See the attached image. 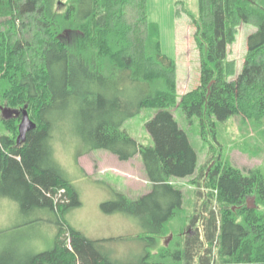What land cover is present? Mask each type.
Segmentation results:
<instances>
[{
  "label": "trees",
  "instance_id": "16d2710c",
  "mask_svg": "<svg viewBox=\"0 0 264 264\" xmlns=\"http://www.w3.org/2000/svg\"><path fill=\"white\" fill-rule=\"evenodd\" d=\"M176 6L175 17L184 13L195 26L201 55L200 85L179 103L177 65L163 53L148 0H0V104L20 111L2 120L8 133L0 137V192L24 213L54 215L58 229L54 248L30 264H115L103 240L88 239L64 219L81 205L54 157V136L67 129L82 135L84 154L106 150L120 162L140 159L150 193L137 200L117 194L102 204L140 219L145 248L137 264H264V173L244 174L215 147L198 168L173 113L179 107L190 123L198 119L203 139L218 136L232 116L264 119V0H199V17L184 2ZM242 24L255 31L243 71L230 80L237 65L228 47ZM25 108L36 128L18 143ZM145 109L158 110L147 123L151 146L123 129ZM183 178L196 188L189 217L195 233L159 248L183 210V191L174 184ZM251 196L255 208H248Z\"/></svg>",
  "mask_w": 264,
  "mask_h": 264
},
{
  "label": "rangeland",
  "instance_id": "374dc122",
  "mask_svg": "<svg viewBox=\"0 0 264 264\" xmlns=\"http://www.w3.org/2000/svg\"><path fill=\"white\" fill-rule=\"evenodd\" d=\"M177 2H184V6L199 17V0H148V16L150 22L160 27L163 53L176 62L179 103L183 95L200 85L201 55L196 43V28L191 19L184 13L175 17ZM254 31L252 25L242 24L235 42L228 47V58L236 61L237 65L236 74L230 80L236 79L243 71L248 38ZM157 112L156 109H145L127 120L123 129L139 143L151 146L154 141L147 123ZM173 113L197 153L198 168L206 163L211 148L215 147L223 150L222 157L244 174L252 170L264 173V119L232 116L219 125L217 141L214 134L203 139L199 120L194 119L190 123L181 108L173 109ZM2 120L8 121L0 111V137L8 133ZM20 123L21 120L18 127ZM53 147L55 160L81 201L79 207L68 210L64 219L88 239L103 240L101 249L110 255L113 263H139L145 248L139 240L145 231L140 219L121 211L107 212L102 209V204L116 200L117 194L137 200L151 191L152 186L147 182L140 159L136 157L129 163L113 161L114 155L106 150L84 154L86 143L82 135L73 129L57 131ZM191 180L183 178L174 181L183 191L184 206L170 221L168 232L159 240V248L182 242L184 236L177 237L178 241L175 242V235L188 234L196 191ZM246 202L248 208H255L254 196L248 197ZM55 220L54 215L39 210L24 213L18 202L0 192V264H30L34 256L52 250L58 230L53 223ZM149 236L154 237L153 234ZM154 250L156 253L159 251L158 248Z\"/></svg>",
  "mask_w": 264,
  "mask_h": 264
},
{
  "label": "water",
  "instance_id": "95a60500",
  "mask_svg": "<svg viewBox=\"0 0 264 264\" xmlns=\"http://www.w3.org/2000/svg\"><path fill=\"white\" fill-rule=\"evenodd\" d=\"M0 111L3 113L6 120H10L14 117L20 116V111L10 109L8 107L2 106L1 104ZM21 113V123L19 126V136L17 139L18 143H21V141H25L27 133L36 128V124L29 117L27 108H25Z\"/></svg>",
  "mask_w": 264,
  "mask_h": 264
},
{
  "label": "crops",
  "instance_id": "0c3cea01",
  "mask_svg": "<svg viewBox=\"0 0 264 264\" xmlns=\"http://www.w3.org/2000/svg\"><path fill=\"white\" fill-rule=\"evenodd\" d=\"M112 159H113V161H117V162L119 161L115 156H113ZM129 162H131V161H129ZM129 162H124V163H129ZM121 163H122V162H121ZM83 169H84V168H83ZM148 193H150V191H149ZM148 193H146V194H148ZM131 199H132V198H131ZM133 200H135V199H133ZM190 230H191V228L188 230V232H187L188 234H186V235H189Z\"/></svg>",
  "mask_w": 264,
  "mask_h": 264
},
{
  "label": "bare ground",
  "instance_id": "6f19581e",
  "mask_svg": "<svg viewBox=\"0 0 264 264\" xmlns=\"http://www.w3.org/2000/svg\"><path fill=\"white\" fill-rule=\"evenodd\" d=\"M63 193H64V191L61 190L57 197L60 198V195L63 194ZM58 198L55 199L56 202H58Z\"/></svg>",
  "mask_w": 264,
  "mask_h": 264
},
{
  "label": "flooded vegetation",
  "instance_id": "af4514ba",
  "mask_svg": "<svg viewBox=\"0 0 264 264\" xmlns=\"http://www.w3.org/2000/svg\"><path fill=\"white\" fill-rule=\"evenodd\" d=\"M195 233V228L194 229H191L189 234H194Z\"/></svg>",
  "mask_w": 264,
  "mask_h": 264
}]
</instances>
